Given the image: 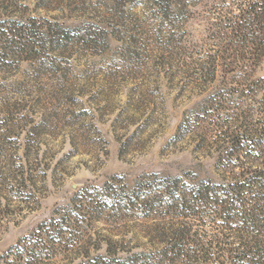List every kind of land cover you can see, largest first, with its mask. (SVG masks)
I'll list each match as a JSON object with an SVG mask.
<instances>
[{
  "label": "rangeland",
  "instance_id": "374dc122",
  "mask_svg": "<svg viewBox=\"0 0 264 264\" xmlns=\"http://www.w3.org/2000/svg\"><path fill=\"white\" fill-rule=\"evenodd\" d=\"M255 3L264 6L0 0V260L84 188L116 178L132 189L144 174L193 186L234 182L221 162L233 130L264 119V51L247 46L258 27L240 37L224 27ZM240 114L244 124L235 125ZM164 211L150 220L125 214L95 223L84 261L112 259L111 248L121 260L145 253L154 257L148 264H196L174 253L159 261L168 240L162 234L189 224L200 239L191 249L210 248L226 228L214 216L184 220ZM241 235L232 231L221 247L239 248ZM231 256L201 264H237Z\"/></svg>",
  "mask_w": 264,
  "mask_h": 264
},
{
  "label": "trees",
  "instance_id": "16d2710c",
  "mask_svg": "<svg viewBox=\"0 0 264 264\" xmlns=\"http://www.w3.org/2000/svg\"><path fill=\"white\" fill-rule=\"evenodd\" d=\"M258 6L260 3H255L249 9L241 10L240 21L224 27L239 37L258 27L259 35L249 36V41L246 40L254 52L264 51V6L259 9ZM242 118V114L238 115L234 124L243 125ZM253 128L243 131L238 126L234 129L227 153L222 158L221 167L232 172L234 182L217 184L202 181L193 186L188 185L183 177L144 174L132 189L126 184L121 185L123 179L118 181L116 178L113 180L115 183L108 182L102 188H84L69 207L14 245L3 255L0 264H55L59 260L74 262L77 257H82L79 264L151 263L154 257L145 253L121 260L119 250L112 251L111 248L108 255L112 259L99 255L90 262L84 261L90 257V249L84 242L87 237L91 238V228L95 223L125 214L150 220L161 209H165L166 216L174 215L184 220L202 221L207 216H214V220L226 222V228L208 241L210 248L197 249H191L190 245L197 246L199 231L191 225L180 224L172 236L165 231L162 235L168 240L164 241L166 246L157 255L159 261L174 253L177 259L201 264L216 262L227 253H234L237 257L231 256V259L238 258L237 264H264V119L258 120ZM226 134L230 133L227 131ZM236 169L240 170L239 174ZM235 221L239 222L238 228L229 226ZM232 231L242 233L239 236L240 247L226 250L221 246L230 243ZM252 254L253 257L250 256ZM216 255L218 258L213 261Z\"/></svg>",
  "mask_w": 264,
  "mask_h": 264
}]
</instances>
